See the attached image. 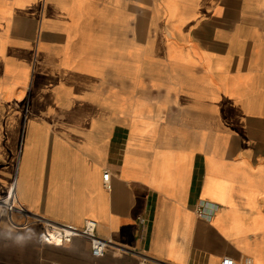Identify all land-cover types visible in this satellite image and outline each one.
<instances>
[{"label": "crops", "instance_id": "crops-1", "mask_svg": "<svg viewBox=\"0 0 264 264\" xmlns=\"http://www.w3.org/2000/svg\"><path fill=\"white\" fill-rule=\"evenodd\" d=\"M13 188L0 264H264V0H0Z\"/></svg>", "mask_w": 264, "mask_h": 264}, {"label": "built area", "instance_id": "built-area-1", "mask_svg": "<svg viewBox=\"0 0 264 264\" xmlns=\"http://www.w3.org/2000/svg\"><path fill=\"white\" fill-rule=\"evenodd\" d=\"M109 173L103 175L104 185L110 188ZM0 212L3 213L10 225L15 229H21L29 225V221L17 222L15 215L24 214V210L17 205V199L15 196L14 188L5 196L0 197ZM76 236H84L89 239L91 245V253L94 257H102L107 246L112 243L104 239L99 238L96 235V223L94 221H86L84 227L81 230L72 227H63L45 223L43 232V241L49 245L60 246L66 243H70ZM221 264H235L234 260L225 257L222 259ZM246 264H250L249 260H246Z\"/></svg>", "mask_w": 264, "mask_h": 264}]
</instances>
